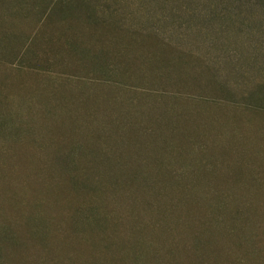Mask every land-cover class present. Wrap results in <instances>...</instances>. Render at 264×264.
Listing matches in <instances>:
<instances>
[{"label": "rangeland", "instance_id": "rangeland-1", "mask_svg": "<svg viewBox=\"0 0 264 264\" xmlns=\"http://www.w3.org/2000/svg\"><path fill=\"white\" fill-rule=\"evenodd\" d=\"M0 264H264V0H0Z\"/></svg>", "mask_w": 264, "mask_h": 264}]
</instances>
